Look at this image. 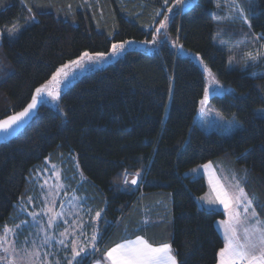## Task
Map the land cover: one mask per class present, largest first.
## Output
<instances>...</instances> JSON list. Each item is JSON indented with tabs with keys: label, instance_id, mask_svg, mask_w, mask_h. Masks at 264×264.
<instances>
[{
	"label": "trees",
	"instance_id": "1",
	"mask_svg": "<svg viewBox=\"0 0 264 264\" xmlns=\"http://www.w3.org/2000/svg\"><path fill=\"white\" fill-rule=\"evenodd\" d=\"M169 7L174 14L155 52L129 49L78 79L62 93L61 110L44 103L0 144V228L22 218L28 178L46 159L77 181L82 171L77 191L103 209L100 254L141 232L156 242L170 238L179 264H216L224 246L217 221L225 213L200 205L207 182L190 174L211 160L227 158L264 205V120L255 117L264 108V64L245 68L236 58L238 45L223 31L216 0H187L182 7L175 0H0V30L20 29L16 43L5 39L0 48V119L23 110L35 88L83 52H107L129 38L152 41ZM243 9L251 35L264 34V0H247ZM198 60L232 89L212 97L241 122L231 134L194 124L206 88ZM125 172H139L141 183L125 185ZM157 205L164 221L155 230L144 225ZM256 210L264 218V209Z\"/></svg>",
	"mask_w": 264,
	"mask_h": 264
},
{
	"label": "snow or ice",
	"instance_id": "2",
	"mask_svg": "<svg viewBox=\"0 0 264 264\" xmlns=\"http://www.w3.org/2000/svg\"><path fill=\"white\" fill-rule=\"evenodd\" d=\"M184 0H177L178 4L183 3ZM167 3V0H165ZM230 10V18L234 19L239 16L242 21L251 29V22L247 20L244 10L237 5V0H224ZM37 7L40 5L37 4ZM216 7L221 8L220 0H216ZM71 8V5H69ZM234 9V13L231 10ZM31 13V8L28 9ZM168 12L172 9L168 8ZM157 15H160L158 12ZM30 19H35L33 13ZM171 19L170 16L165 15L163 20L159 22V27L155 29L156 35L153 36L151 43H156L157 36H159L161 29H166L168 22ZM20 29L13 26L0 33V48L3 47L5 39L9 45H13L19 39ZM247 37V34H245ZM254 42H258L260 39H264V34L261 36L253 37ZM131 43V41H124L123 43H113L111 46V53L108 55L118 56L124 49L125 45ZM148 43V41H145ZM247 61L251 64L257 62L264 63V55L259 50L255 54L248 52L245 54ZM105 53L97 52H83L77 59L64 64L58 68L51 78L44 84L35 88L34 94L31 97V101L24 107V109L18 113H14L8 116L4 120H0V132L8 133L15 127L25 121L30 114L37 109L38 104L43 105L46 102V97H51L53 100L60 99V86L68 80L70 72L66 71L71 66L73 70L82 69L86 64L93 63L98 60L104 59ZM232 60L230 59L229 63ZM247 66V65H246ZM206 71L211 78L213 84L217 86V90L222 92L223 86L219 85V82L215 80L210 69L206 68ZM209 93L205 90L204 97L200 101L202 106L208 102ZM255 117L259 120H264V108L258 109L255 112ZM55 167V166H53ZM202 169L207 172L213 169L211 162L204 164ZM46 170V169H45ZM201 169H193L192 171L198 172ZM140 173L137 172L133 178L129 181L127 172L124 174L123 183L128 185H136ZM55 179L58 183L49 186L48 195L45 196V207L42 209L47 216L46 226L40 223L38 219L39 213L33 211L29 215L32 220L37 221L38 228L36 235L40 233L44 235L39 240L33 239L28 241L25 237L23 246L18 247L16 240L20 235L19 229L28 224V220H22L20 224L15 225L14 228L5 226L3 233L0 234V264H59V261H51L49 256L56 255L55 253L48 251L46 246L55 247L52 244L53 239H56L53 229L58 227V222L62 221L63 224L68 225L63 231L59 232V244L65 245L66 248L71 249L70 259L66 261V264H82V260L78 259L82 257L83 253H86L88 247L93 250L96 249V242L98 239V231L94 228L93 235L90 237L89 244L77 243L76 234H83V221H73V224H69L67 219L68 215L76 216V211L80 204V197L74 196L68 203L71 204L70 209L65 208V202H61L59 209H57V198L59 192L63 189V185L59 183L61 176L57 171ZM232 188L234 191H229L220 182L218 178H209V183L212 185L216 198L208 199L203 197L202 199L209 205V210H214V206L217 202L223 206L228 215V220H221L219 224L223 228L224 246L220 248L218 252V264H264V220L261 219L260 214L257 212V207L264 209V205L257 203L256 199L250 197L245 191V187L242 184L241 178L233 174ZM48 182L45 181V185ZM23 199V198H22ZM32 198L28 197L30 201ZM22 211L26 210V206ZM91 214L92 209L88 210ZM103 209L95 211L91 219L96 222L102 221ZM78 221V222H77ZM70 238V243L66 244V239ZM95 264H178L177 255L174 254L173 246L170 242L160 243L158 245L149 242L143 236H136L135 239H127L121 243L115 244V246L109 247L102 254L101 258L95 261Z\"/></svg>",
	"mask_w": 264,
	"mask_h": 264
},
{
	"label": "rangeland",
	"instance_id": "3",
	"mask_svg": "<svg viewBox=\"0 0 264 264\" xmlns=\"http://www.w3.org/2000/svg\"><path fill=\"white\" fill-rule=\"evenodd\" d=\"M175 2L177 5L182 7L187 2V0H184V2L181 4H178L177 0H175ZM245 2H247V0H237V5L243 9V4ZM220 3H221V9L223 10L222 20H221V24L224 28L223 31H226L225 34L230 36L231 40H233V42H235L238 45V48H237L238 52L235 54L236 58L237 59L241 58V60L244 59L243 63H244L245 68L249 67L251 63L247 61L245 54L248 52H252L253 54H255L257 50H259V52L262 55H264V41L259 40L258 42H254L252 39L253 36L251 35L250 29L242 21V19L239 16H236L234 19L230 18V10L227 4L224 3V0H220ZM169 8H171L172 11L167 12V15L172 18L174 14V7H169ZM234 11H235L234 9L231 10V12L233 13ZM170 21L171 19L168 22V26H169ZM2 32L3 31L0 30V33ZM245 34H247V37ZM124 41H131V43L125 45L124 51L118 56L108 55L109 53H111V49L107 52L98 51V52H102L106 54L104 59L98 60L93 63H88L82 69L77 68L73 70L71 66L69 67V69H66V71L70 72V75H69L68 80L65 81L60 86V98H61L62 93L66 91L75 81L86 76L89 73L102 69L105 65L117 60L120 56H122L129 49L143 48V49L148 50L151 53L157 50V45L154 43H151V41H148V40H136L133 38H129ZM124 41H115L113 43H123ZM145 41H148V43H145ZM87 52H90V51H87ZM90 53H97V52H90ZM78 57L73 58L67 61L66 63H63L61 66H63L64 64H67L68 62L72 60L77 59ZM198 61L205 71V77H206L205 90L208 91L209 97H208V102L206 105L204 106H202L201 104L199 105L198 111L194 118V124L201 127L205 132L217 131L222 134H231L238 128L242 127L241 122L234 115L233 116L225 115L219 109V107L214 104V102L212 101V97L215 95H224L228 92H231L232 89L230 86L223 84L219 80L218 76L209 67L207 63H205L203 60H198ZM257 63H261V62H257ZM206 68L211 70L215 80L219 82V85L223 86L222 92L218 91L217 86L212 83L211 78L209 77V74L206 71ZM45 99H46L45 103L47 105L53 107L54 109L61 110L60 99L58 101L53 100L51 97H46ZM209 162H211V164L213 165V169H210L209 171L205 172L202 169V166ZM75 164L78 167L79 165L78 158H75ZM230 164L231 163L229 162L227 158H220L217 160L208 161L206 163H203V164H200L194 167L193 169H201L198 172L194 173L192 171L193 169L190 170V174L196 177L204 176L207 182L206 193H204L201 197L198 198V201L201 206L209 208V205L207 204V202L202 199L203 197H207L208 199H213V200L216 198V193L212 185H210L209 183L210 177H212L213 179L218 178L220 182L225 186L226 189H228L229 191H234V189L232 188V184L234 183L232 181V177H233V174H235L237 177L241 178L242 184L245 187L243 176L239 174V172L235 170V168L230 166ZM65 170L66 169L62 164L53 162L50 159H46L42 164L38 165L33 170L30 178H28L29 189L26 192V195L24 196V198L21 199V202L19 203V206H18V214L19 215L21 214L22 218L16 217L17 220L12 225L7 226L9 228H14L15 225L20 224L22 220L29 221L28 224L24 225L22 228L18 230L20 233V235L17 237V240H16L18 247L23 246L25 237H27L28 241L30 242L33 239L39 240V238L44 235L43 233H40L39 236L36 235V230L38 228L37 221L32 220V217L29 215V213L33 211L39 213L40 215L38 219L40 220V223L46 226L47 216L42 211V209L45 207L44 198L46 195H48L49 186L55 185L56 183H58L55 179L57 171L60 172V176H61L59 183H61L64 186L63 189L59 192V196L56 201L57 209H59V205L62 201L65 202V208L70 209L72 206L68 202L71 201L74 196L80 197L81 206L78 209H74V211H76V216H72L71 214H69L67 217L69 224H73V221L77 220V217L79 218V220L83 221V234H79V232H77L76 237H75L77 240V243L78 244L83 243L84 245H88L90 237L93 235L94 228L98 231V234H99L98 239H99V236L101 235L100 229H99L100 222L93 221L91 219V216L94 215L95 211L100 210V208L96 207L95 204L90 203L88 199L89 198L88 195L80 194L76 189V188H79V186H81L82 180L84 179L82 178L84 177L83 173L80 170L79 176L81 177V181H77L76 178H73V176L67 175ZM72 174L73 172L71 173V175ZM134 175L135 174H128L129 181L133 178ZM45 181L48 182L47 185H45ZM141 181H142V175L140 174L137 184H140ZM245 191L247 192L246 188H245ZM248 195L250 196L249 193ZM28 197H31L32 199L29 201ZM25 206H26V210L22 211L21 209H24ZM212 207L217 210H222L225 213V217L217 221V228L223 237V228L219 224V221L228 220L227 212L226 210L223 209L222 205H219L218 202ZM89 209H92L91 214L88 211ZM260 217L262 220H264V218L261 215ZM66 227H68V225H65L63 224L62 221H59L58 227L52 230L56 235V239H53L52 241V244L55 245V247H52L50 245L46 246L48 251H51L56 254L54 256H49L48 259L53 262L58 260L59 264H66V261L69 260L71 256V249L66 248L65 245H61L58 242L60 238L59 232L63 231L64 228ZM4 228L5 227L0 228V234L3 233ZM98 239L96 242V249L99 250L100 247H98V244H99ZM69 243H70V238L66 239V244H69ZM98 250H96V252ZM94 251L95 250H93L91 247H88L86 250V253H83L82 257L78 259H81L83 262L84 258H86L91 252H94ZM73 264H75V262H73ZM216 264H218V261Z\"/></svg>",
	"mask_w": 264,
	"mask_h": 264
},
{
	"label": "crops",
	"instance_id": "4",
	"mask_svg": "<svg viewBox=\"0 0 264 264\" xmlns=\"http://www.w3.org/2000/svg\"><path fill=\"white\" fill-rule=\"evenodd\" d=\"M159 206L160 205H157L156 207L154 206V208H152L153 214H152V216H150L151 218L147 221L148 223H146L144 226H146V225H152L155 230L158 229L159 227H161L164 219H163V215L161 214V211L162 210L160 209ZM153 215L155 217H153ZM136 236H143L145 239L149 240V242H152V243H154L156 245H158L160 243H164V242H170V238H166L164 240H160V241L156 242L153 238H151V236H150L149 233H141L140 232L139 234H136V235H133V236H128V237H126V238L118 241L117 243H121V242H123L124 240H127V239H135ZM100 239L101 238L99 236V239H98V242H99L98 247H100V249L97 252H96V250L94 252H91L87 256L89 259L86 262V264H95V261L101 258L102 254H100V252H101V248H102V242H101ZM117 243H115V244H117ZM115 244H113V246H115ZM174 254H175V252H174Z\"/></svg>",
	"mask_w": 264,
	"mask_h": 264
},
{
	"label": "water",
	"instance_id": "5",
	"mask_svg": "<svg viewBox=\"0 0 264 264\" xmlns=\"http://www.w3.org/2000/svg\"><path fill=\"white\" fill-rule=\"evenodd\" d=\"M40 104H38L37 106V109L34 110L30 116L28 118L25 119L24 122H22L19 127H15L10 130L8 133H5V132H0V144L1 143H4L8 140H11L13 137H15L18 133H20L32 120L33 118L37 115L38 111H39V108H40ZM22 111V110H21ZM20 112V111H19ZM18 113V112H17ZM12 115V114H11ZM10 116V115H9ZM8 116L0 119V120H4L6 119Z\"/></svg>",
	"mask_w": 264,
	"mask_h": 264
}]
</instances>
